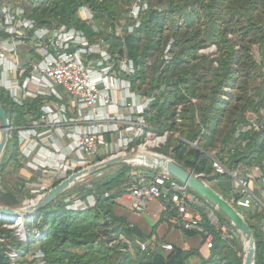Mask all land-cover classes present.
I'll return each instance as SVG.
<instances>
[{
	"label": "trees",
	"instance_id": "16d2710c",
	"mask_svg": "<svg viewBox=\"0 0 264 264\" xmlns=\"http://www.w3.org/2000/svg\"><path fill=\"white\" fill-rule=\"evenodd\" d=\"M36 1L23 0V5L41 24L53 21L74 26L91 41L103 39L111 53L126 52L135 70L130 77L131 88L143 96L156 92L155 100L144 113L148 124L146 133L150 136L167 133V141L155 148V152L195 174L203 173L204 179L224 198L230 189L222 180L231 178L228 174L214 172L211 151L234 141L237 145L233 153L216 155L227 169L262 164L264 129L241 131L236 141L233 138L247 115L258 113L264 102V89L260 90L261 94L259 91L258 95L249 94L250 81L261 78V66L254 59L252 48L264 47V0H143L148 8L140 12V25L122 36H116L114 22L117 17H128L135 0ZM81 6H87L93 13L91 23L79 16ZM109 23L110 32L106 33L102 24ZM211 45L215 46V52H200ZM166 53L169 58L164 59ZM0 102L12 127L6 144L8 150L12 147L9 157L20 171V182L32 184L35 174L31 175L26 169L20 156L15 128L25 124L29 115H36L38 104H14L2 89ZM178 105H181L180 111ZM140 142L142 140L138 139L135 144ZM7 161L1 163L0 174ZM107 169L111 171L66 189L35 212L34 218L26 219L28 227L41 230L38 239L22 242L12 229L4 226L5 220H0V238H3L0 264H37L38 259L30 257L36 247L42 250L46 264H189L193 255L199 259L195 264H243L239 234L224 239L215 233L207 258L175 245L170 250L149 246L142 251L135 243L145 239L146 234L114 210L116 199L131 185L130 172L134 167L117 163ZM59 182L54 181L49 187ZM0 186V201L19 202L24 184H19L14 192L1 180ZM88 195L95 197L93 205L87 203ZM77 199L85 202L83 208L72 207ZM216 214L221 224H227L236 232L224 214L220 211ZM168 215L175 216V212L169 211ZM258 215L244 211L255 241L254 264H264V232L250 223ZM176 224L186 236L197 234ZM120 235L132 246L119 240ZM9 247L20 253L14 263L7 256Z\"/></svg>",
	"mask_w": 264,
	"mask_h": 264
},
{
	"label": "built area",
	"instance_id": "2783aa9c",
	"mask_svg": "<svg viewBox=\"0 0 264 264\" xmlns=\"http://www.w3.org/2000/svg\"><path fill=\"white\" fill-rule=\"evenodd\" d=\"M147 8L143 0H135L128 13L131 23L116 27V36L131 33L138 27L140 12ZM78 12L83 20L93 21V13L87 6H82ZM257 50L264 83V47ZM167 58L168 53L164 55V59ZM134 73L126 52L111 53L103 39L91 41L74 26L53 21L41 24L29 15L23 0H0V89L14 104H38L36 115H29L27 122L15 130L26 169L31 175L41 173L44 179L40 190H44V182L53 180V177L61 181L107 158L127 153L136 155L141 146L149 144L153 148L165 143L167 133L161 136L146 133L148 124L144 113L155 100L156 92L143 96L132 89L130 77ZM57 87L69 94L67 102ZM180 108L178 105L177 110ZM177 121L180 122V118L177 117ZM246 123L237 128L235 141L241 131L264 129V102L258 113L247 115ZM138 139L145 140V143L135 144ZM235 145L237 142L234 141L222 144L209 156L215 173L228 174L236 180L238 188H233L226 200L244 217V211L252 207L264 211V162L244 169H227L216 155L219 152L233 153ZM196 175L207 182L203 173ZM130 183L126 195L133 211L141 213L150 201L166 197L175 212V222L184 230L201 235L207 250L212 248L215 233L221 238L232 239L214 212L205 211L199 196L167 171L149 169L130 176ZM37 193L27 201L40 199L44 191ZM86 201L93 205L95 197L88 195ZM84 205L85 202L77 199L72 207L83 208ZM29 217L35 215L30 213ZM0 220H5L4 226L12 229L22 242L41 237L40 229L25 227L24 221L19 227L7 219ZM119 240L132 246L123 235ZM136 244L142 251L150 246L148 243ZM171 248L168 245L162 249ZM7 256L14 263L20 253L9 247ZM30 257L37 258V264H46L38 247Z\"/></svg>",
	"mask_w": 264,
	"mask_h": 264
},
{
	"label": "water",
	"instance_id": "95a60500",
	"mask_svg": "<svg viewBox=\"0 0 264 264\" xmlns=\"http://www.w3.org/2000/svg\"><path fill=\"white\" fill-rule=\"evenodd\" d=\"M0 158L4 152L7 141L11 135V123L5 112L3 105L0 102ZM196 146V144H194ZM147 156L148 164L145 166L161 169L167 171L172 177L185 184L193 192H195L199 197L205 199L207 202L215 205L218 211L226 216V218L231 222L237 232L241 236L242 244L246 242L248 248L243 256V264H254L255 263V241L253 237V232L249 225L247 224L245 218L224 198L219 192L213 189L207 182L196 175L194 172L187 170L180 166L173 159L159 154L157 152H151ZM134 155L127 153L124 156H113L102 160L94 164L91 168L79 170L74 172L67 178L61 180L58 184L51 187L48 191L44 192L40 199L32 204L26 211L30 213H35L48 205L58 194L62 193L66 189L70 188L75 181L87 174H95L102 172L107 169V167L117 164V163H128L135 164L133 162ZM139 165V164H135ZM164 196H167L166 190H163ZM26 212V213H27ZM0 214H7L17 216L19 213L12 207H0ZM1 219V218H0Z\"/></svg>",
	"mask_w": 264,
	"mask_h": 264
},
{
	"label": "rangeland",
	"instance_id": "374dc122",
	"mask_svg": "<svg viewBox=\"0 0 264 264\" xmlns=\"http://www.w3.org/2000/svg\"><path fill=\"white\" fill-rule=\"evenodd\" d=\"M36 1V0H35ZM37 2V1H36ZM82 7V6H81ZM80 7V8H81ZM78 14H79V16L81 17L82 15H80V13L78 12ZM112 23V22H111ZM111 23H109V24H102V29H103V31L104 32H106V33H108V32H110V27H111ZM131 22H130V20L128 19V17L126 16V15H123V16H121V17H117V19L115 20V22H114V27L116 28H119V26H127V25H129ZM116 31V30H115ZM213 49V52H215V46L214 45H211V46H209V47H207V49L205 48V49H203V50H200V52L201 53H205L206 51H210V50H212ZM258 46L256 45V46H254L253 48H252V53H253V55H254V59L256 60V61H259V57H258ZM210 52H212V51H210ZM260 72H261V67H260ZM260 72H259V74H260ZM251 82V89L249 90V94H252V93H255L256 95H258V93H260L261 94V91L260 90H262L263 89V85H264V83L262 82V80H261V78H258V79H256V80H253V81H250ZM57 89H58V91L62 94V96H63V100L64 101H68L69 99H70V96H69V94L66 92V91H64L61 87H57ZM227 90H229L228 88H226ZM257 91H259L258 93H257ZM246 122V121H245ZM161 136V135H160ZM235 138H233V140H234ZM166 141H167V139H166ZM166 141H165V143H166ZM142 143H145V140H143V142ZM164 143V144H165ZM164 144H162V145H160L159 147H161V146H163ZM155 148H158V147H150L149 146V144H147L146 145V149H147V151H149V152H154V149ZM12 149V147L11 148H9V150L7 149V147H5V149H4V152H3V154H2V156H1V158H0V165H1V163L6 159V160H8L7 161V163H6V165H5V167H4V169H3V171L1 172V174H0V180L4 183V185L6 186V188H8L9 189V191H12V192H14L15 190H16V188L18 187H20L19 186V184H24V186L22 187V190H21V193H20V198L18 199V203L16 204H5L4 202H2V201H0V207H5V206H7V207H12V208H20L23 204H24V202H26L27 200H30V199H32V198H34L35 197V194H38L37 193V191H40L41 193H43V191L44 192H46V191H48L49 189H50V185L54 182V181H57L58 179L57 178H55V177H53V180H50V181H47L45 184H44V187H45V189L44 190H40V184H34V183H25V182H20V180H19V178H20V176H19V174H20V171L19 170H17V167H16V165L13 163L14 162V159H12L11 157H9V154L11 153V150ZM9 158V159H8ZM127 165H130V164H128V163H126ZM131 166V165H130ZM135 167H138V169L139 168H149V169H154V168H151V167H148V166H145V165H137V166H135ZM112 169V168H111ZM111 169H109L108 170V172H110L111 171ZM104 173H107V171H102V172H100V174H90V175H88V176H85L83 179H82V181H78V182H75L70 188H73L74 186H77V185H79V184H83V183H88V182H90L93 178H95V177H99V176H101L102 174H104ZM69 174V173H68ZM68 174H66V175H68ZM64 176H60V178H63ZM222 183H223V185L227 188V189H230V190H228L227 191V193H230V191L233 189V188H238V184H237V182H236V180H234L233 178H231V179H228V178H225V179H223L222 180ZM43 185V184H42ZM1 187V186H0ZM47 187V188H46ZM70 188H68V189H70ZM127 192V191H126ZM30 195H33L32 197L30 196ZM229 196L230 195H226V198H229ZM200 198V197H199ZM200 201L201 202H203V204H204V206L205 207H203V208H205V211H208L209 212V210H211V211H213L214 212V214L217 216V214H216V212L218 211L217 210V208L215 207V205H213V204H207V201L205 200V199H203V198H200ZM206 203V204H205ZM125 209H127V208H125ZM124 209V210H125ZM248 211V209H246L245 210V212H247ZM135 212V211H134ZM130 212L129 214L130 215H132V217L136 220V221H140L139 222V224H141L142 226H143V228H144V230L148 233L149 231H150V228H147V226H144L143 225V222H142V217H141V215H140V213L139 212ZM27 217H23V219L21 220V221H24V226L26 227H28L29 225L28 224H26L25 223V221H26V219L27 218H30L29 217V215H26ZM218 217V216H217ZM153 224H155V223H152V225ZM222 225H224V227H225V229H226V231L228 232V233H230L231 235H232V238L234 237V235L235 234H239L238 232H237V230H236V232H235V230H233L231 227H229L227 224H222ZM28 228H30V227H28ZM178 230L176 229V228H170V230H169V234H168V236H169V238H171L172 239V237L174 238V239H176V244L177 245H179V246H183V244H182V241H181V238L182 237H180V240H179V237L177 238V235L179 236V234H178ZM240 235V234H239ZM200 237H199V235H197V236H193V238H192V241H196V240H198ZM146 239V238H145ZM145 239H143V240H139V241H144ZM240 239H241V236H240ZM241 243H242V240H241ZM136 244V243H135ZM242 247H243V244H242Z\"/></svg>",
	"mask_w": 264,
	"mask_h": 264
},
{
	"label": "crops",
	"instance_id": "0c3cea01",
	"mask_svg": "<svg viewBox=\"0 0 264 264\" xmlns=\"http://www.w3.org/2000/svg\"><path fill=\"white\" fill-rule=\"evenodd\" d=\"M263 89H264V85H263ZM242 122H243V124L241 123L242 126L247 124L246 122L244 123V121ZM107 140H109V138ZM239 168L244 169L245 167L241 165ZM108 170L109 169H106L105 171L108 172ZM146 170L149 169L148 168L138 169V167H134V169L130 172V176L132 178L134 176H137L145 172ZM35 179L37 181L35 180L34 184H42L44 181L41 173H35ZM44 183H46V181ZM225 194L229 195V193H225ZM114 210L117 215L125 216L128 219L129 223L135 225L136 227L141 229L143 233L146 234L145 235L146 239L144 241L137 240L136 242L148 243V245L150 244V247L152 248L153 247L163 248V246H168V245L172 247L173 245H175L186 251L193 250L197 252L200 256H203L204 258H207L209 256L210 250L206 249L204 245V239L201 237V235L197 233L195 236L199 235L200 238L196 241H192L193 236L189 237L184 235L183 230L176 224L174 216L168 215V212L172 211V209L170 208V204L168 203V200H166L165 198H160L150 201L147 204L145 210L140 213L142 217L141 219L143 225L147 226V228H150V231L148 233L144 230L143 226L139 224L140 221H136L132 217V215L129 214L130 212H134V211L130 208V202L128 196L126 195V192L121 197L116 199V205L114 206ZM248 211H251L252 214L254 212L259 213L257 217L250 220V223L256 225L262 232H264V211L258 210L257 207H252L248 209ZM152 223L155 224L152 225ZM171 227L172 228L174 227L179 231L178 232L179 236L177 235V238L179 237L180 240V237H182L181 241L183 246L177 245L175 243L176 239H174L173 237L172 239L169 238L168 234ZM153 228H154V232H153ZM150 233H152V235L149 237L148 234ZM198 261H199L198 256L193 255V257L189 259V264H195Z\"/></svg>",
	"mask_w": 264,
	"mask_h": 264
},
{
	"label": "bare ground",
	"instance_id": "6f19581e",
	"mask_svg": "<svg viewBox=\"0 0 264 264\" xmlns=\"http://www.w3.org/2000/svg\"><path fill=\"white\" fill-rule=\"evenodd\" d=\"M0 131H1V129H0ZM149 154H150V152L147 151L146 146H141L139 148L138 153L136 155H134L133 162L135 164H139V165H147L148 164L147 156H150ZM121 156H124V155H121ZM38 200H39V197L36 200L24 202V204L20 208H17V209L15 208V210L19 213V215H17V216L0 214V218L1 219H7V220L11 221L13 224L15 223L19 227H21V220L23 219L24 216L27 217L26 215H29V212H27L26 210L32 204H35ZM247 248H248V244L246 242H243V247H242L243 256L245 255Z\"/></svg>",
	"mask_w": 264,
	"mask_h": 264
}]
</instances>
